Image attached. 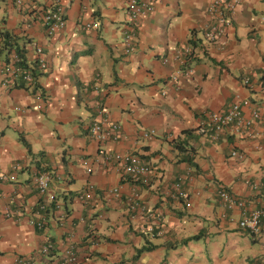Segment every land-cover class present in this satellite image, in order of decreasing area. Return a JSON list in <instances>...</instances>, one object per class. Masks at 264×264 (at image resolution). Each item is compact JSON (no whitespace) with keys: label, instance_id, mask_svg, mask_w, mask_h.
<instances>
[{"label":"crops","instance_id":"0c3cea01","mask_svg":"<svg viewBox=\"0 0 264 264\" xmlns=\"http://www.w3.org/2000/svg\"><path fill=\"white\" fill-rule=\"evenodd\" d=\"M52 1L65 23L47 34ZM210 1L151 0L125 53L128 0H0V31L37 67L24 84L5 65L13 48L0 51V264H58L70 248L73 264H264V231L238 226L264 208V0H242L214 42ZM235 101L262 121L209 140L204 112ZM126 153L151 168L145 182L123 174ZM218 187L243 205H223ZM151 217L159 235L143 231Z\"/></svg>","mask_w":264,"mask_h":264},{"label":"built area","instance_id":"2783aa9c","mask_svg":"<svg viewBox=\"0 0 264 264\" xmlns=\"http://www.w3.org/2000/svg\"><path fill=\"white\" fill-rule=\"evenodd\" d=\"M242 0H211L210 4L207 8V16L208 23L204 26L203 30V38L208 42H214L217 40L219 35L223 32L224 25L228 22V15L236 8L237 5ZM16 3L19 5L20 0H16ZM151 0H128L125 6V30L122 32V44L123 51L125 53H129L134 48V33L132 28L137 24V20L139 16L143 15L150 9ZM41 22L44 26V29L47 34H52L55 30L63 27L65 20L63 18L61 8L53 2L50 4L49 8L41 15ZM96 23H85L84 27H95ZM34 52L36 54H40L41 48L40 46L34 44L33 46ZM180 52H177V56H179ZM182 54L188 56L191 54V50L188 47L182 49ZM11 61L17 62L18 57L14 52L10 55ZM7 65V63H5ZM43 66V64H41ZM7 69L12 74V76L19 77L23 80L24 84L29 83L33 76L31 74V68L28 66L25 70H21L20 68L15 67L12 64L7 66ZM174 78V77H173ZM242 82L245 85H250V82L247 78H243ZM204 123L207 126V137L209 140H215L218 138L221 131L226 126H233L235 131L240 128H248L250 129L253 121L258 120L262 121L257 113V111L252 110L248 117H245L241 112L240 105L237 101L231 103L229 107L225 110L224 113H218L213 111L204 112ZM260 119V120H259ZM114 128V125L111 126ZM90 133L97 139L103 138L105 135H109L107 131H104L103 128L97 124L93 123L89 127ZM152 134V130H150L144 136H149ZM249 136H254V133L249 130ZM236 152L232 151L231 154L234 155ZM106 158L111 159V155L106 156ZM122 162V171L126 178H128L131 182H145L146 177L151 173V168L146 163L142 162L138 156L134 154H124L121 158ZM4 179L3 176L0 175V180ZM6 179V178H5ZM8 180H13V176L10 175ZM35 185L37 192L41 195H46L48 192L49 186V175L46 172H39L35 177ZM174 188L178 190L177 194L184 198L186 194L181 192L178 187L179 183H174ZM115 191V189H114ZM216 195L223 205L226 207L238 206L241 207L243 205V201L240 199H236L235 197L228 194L222 187H218L216 190ZM52 198V196H50ZM261 218H264V208H255L249 211L246 215L242 216L238 221L239 228L246 230L250 233H257L259 231V221ZM151 222H149L144 228L143 231L147 232L150 235H159L160 230L155 227L154 219L151 217ZM41 227L42 225L39 223L37 225ZM51 246L47 243L43 244L39 248V252L42 255H46ZM58 264H73L76 261V254L73 249L66 250L61 257L58 259Z\"/></svg>","mask_w":264,"mask_h":264},{"label":"trees","instance_id":"16d2710c","mask_svg":"<svg viewBox=\"0 0 264 264\" xmlns=\"http://www.w3.org/2000/svg\"><path fill=\"white\" fill-rule=\"evenodd\" d=\"M12 47L14 50L15 55L18 57V61L14 62L11 61V57H8L9 51L6 53V63L7 64H12L17 68H20L21 70H25L28 66L25 63V58H24V49L23 47L19 46L17 43V40L13 38L9 33L5 31H0V51L1 50H9V48ZM36 63H34V67H31V74L33 77L36 76ZM19 80L23 81L21 78L18 77ZM175 148L178 150V152L183 153L185 151L183 147L182 142H177L175 145ZM184 158L187 161L188 164H192L191 158L187 156V154H184ZM53 207V206H52ZM259 230L264 231V218H261L259 221ZM199 236V234L194 235L191 237V239H196Z\"/></svg>","mask_w":264,"mask_h":264}]
</instances>
